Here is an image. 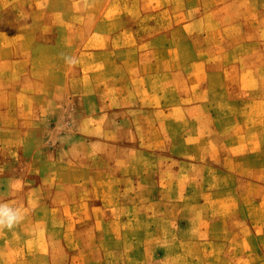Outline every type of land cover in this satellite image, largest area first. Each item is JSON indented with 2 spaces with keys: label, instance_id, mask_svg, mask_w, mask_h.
Listing matches in <instances>:
<instances>
[{
  "label": "rangeland",
  "instance_id": "obj_1",
  "mask_svg": "<svg viewBox=\"0 0 264 264\" xmlns=\"http://www.w3.org/2000/svg\"><path fill=\"white\" fill-rule=\"evenodd\" d=\"M0 202V264H264V0H0Z\"/></svg>",
  "mask_w": 264,
  "mask_h": 264
},
{
  "label": "clouds",
  "instance_id": "obj_2",
  "mask_svg": "<svg viewBox=\"0 0 264 264\" xmlns=\"http://www.w3.org/2000/svg\"><path fill=\"white\" fill-rule=\"evenodd\" d=\"M66 62L74 63L75 59L71 56L65 57ZM23 213L19 206L7 202H0V229L11 230L21 223Z\"/></svg>",
  "mask_w": 264,
  "mask_h": 264
}]
</instances>
